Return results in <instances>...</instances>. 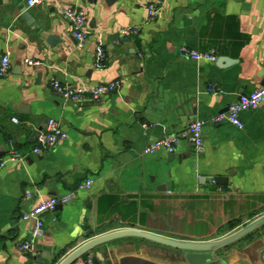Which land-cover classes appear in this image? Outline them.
<instances>
[{
	"label": "crops",
	"instance_id": "obj_1",
	"mask_svg": "<svg viewBox=\"0 0 264 264\" xmlns=\"http://www.w3.org/2000/svg\"><path fill=\"white\" fill-rule=\"evenodd\" d=\"M151 4L158 8L152 18ZM68 7L87 13L84 49L72 35ZM98 47L109 59L102 67ZM183 47L217 60L182 56ZM5 56L0 264H60L89 240L122 229L212 241L264 215V102L241 113L243 129L209 122L264 87V0H45L31 8L26 0H0V62ZM53 79L120 86L102 100L74 103L51 88ZM198 119L208 122L201 147L181 140L172 153L144 154ZM49 120L68 136L35 154L34 133ZM13 151L26 158L9 160ZM89 178L91 189L46 214L43 233L33 237L36 222L23 215ZM26 243L31 248L23 249ZM263 249L264 225L217 254L227 264H264ZM71 264L188 263L182 250L128 237Z\"/></svg>",
	"mask_w": 264,
	"mask_h": 264
},
{
	"label": "built area",
	"instance_id": "obj_2",
	"mask_svg": "<svg viewBox=\"0 0 264 264\" xmlns=\"http://www.w3.org/2000/svg\"><path fill=\"white\" fill-rule=\"evenodd\" d=\"M45 0H26L28 7H34L43 3ZM158 13V8L155 4H151L149 7L150 18L155 17ZM65 16L69 21L72 28V35L76 41L78 49H84L90 40V31L88 30V17L87 13L83 9L77 7H68L65 9ZM131 33L130 30H123L122 34L128 36ZM182 56L192 58L195 60H211L216 61L217 56L213 52L202 53L198 51H192L185 47L180 49ZM108 55L102 47L97 48L96 65L99 67L104 66L108 62ZM29 65H35L37 62L28 60ZM10 59L8 56L2 58L0 62V77H4L9 73ZM119 82H111L108 84H101L96 87L88 88L83 85L72 86L67 83H63L57 79L51 81V88L59 92L66 101L74 103H82L87 100L99 101L107 98L109 95L116 92L119 88ZM264 102V87L258 88L250 94L241 95L235 103L229 106L228 110L224 113L216 115L210 119V123L218 125L223 122H229L234 126L243 129L244 123L241 120V113L253 109H257ZM16 122L17 119H14ZM207 121L195 120L190 122L182 131L165 136L164 138L156 141L144 149V154L155 153L161 149H165L169 152H174L177 145L181 140H186L196 147L203 145V130L207 125ZM67 133L64 131L61 123L56 120H49L46 127L41 131L37 139V143L33 148L35 154H44L47 151L54 148L60 141L67 138ZM26 155H22L19 151L11 152L9 160L19 161L24 160ZM5 162L0 163V170L4 167ZM94 180L92 178L84 181L77 190L71 191L64 195L53 196L48 200L36 205L30 211L23 215V220H34L36 222V230L33 233V237H37L43 233L44 229V216L46 214L56 211L57 207L62 203H69L77 197L79 190H89L93 186ZM23 249L31 248L30 243H26L22 246Z\"/></svg>",
	"mask_w": 264,
	"mask_h": 264
},
{
	"label": "water",
	"instance_id": "obj_3",
	"mask_svg": "<svg viewBox=\"0 0 264 264\" xmlns=\"http://www.w3.org/2000/svg\"><path fill=\"white\" fill-rule=\"evenodd\" d=\"M23 17L25 18V20L28 21L29 24H32L35 21V19H33L29 14H24ZM42 129L43 128H40L35 131L34 134L37 139L41 134ZM217 182L219 181L217 180ZM262 225H264V215L255 219L254 221L250 222L249 224L235 231L234 233L221 239L212 241L181 240L162 236L141 229H122L89 240L84 245H82L70 255H68L60 264H71L84 253L88 252L93 248H96L100 245L106 244L116 239L128 237L140 238L170 248L182 250L185 252V259L188 264H227L226 261L217 254V251L243 238L244 236L253 232ZM261 253L264 259V249L261 251ZM96 260L97 259L94 258L95 262Z\"/></svg>",
	"mask_w": 264,
	"mask_h": 264
},
{
	"label": "trees",
	"instance_id": "obj_4",
	"mask_svg": "<svg viewBox=\"0 0 264 264\" xmlns=\"http://www.w3.org/2000/svg\"><path fill=\"white\" fill-rule=\"evenodd\" d=\"M235 226H236V225L233 223V224H231V225L229 226V228H230V227H231V228H235ZM231 228H230V229H231Z\"/></svg>",
	"mask_w": 264,
	"mask_h": 264
}]
</instances>
